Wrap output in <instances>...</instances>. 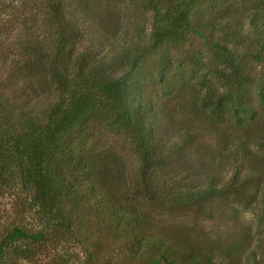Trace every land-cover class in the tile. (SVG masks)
I'll return each instance as SVG.
<instances>
[{"label": "trees", "instance_id": "obj_1", "mask_svg": "<svg viewBox=\"0 0 264 264\" xmlns=\"http://www.w3.org/2000/svg\"><path fill=\"white\" fill-rule=\"evenodd\" d=\"M109 1L119 0H45L40 24L24 25L17 37L14 66L53 98L36 111L0 82V187L19 188L40 226L4 231L0 264H223L158 231L153 211L201 208L216 199L233 214V203L248 210L260 191L264 198V145H232L214 175L191 171L192 179H176L172 168H191L202 147L193 144L197 133L190 128L174 131L165 102L174 89L196 83L193 109L213 129L227 120L242 131L263 118L264 0H139L150 14L147 39L138 36V25L135 39L120 46L108 41L97 57L81 42L91 31L89 20L103 26L96 9ZM193 35L218 65L215 87L211 75L162 55ZM107 130L135 149L138 164L129 180L121 157L101 143ZM238 157L246 168L223 179L224 161ZM67 245L78 251L76 261ZM241 248L235 246L233 256ZM261 252L251 251V264H264Z\"/></svg>", "mask_w": 264, "mask_h": 264}, {"label": "rangeland", "instance_id": "obj_2", "mask_svg": "<svg viewBox=\"0 0 264 264\" xmlns=\"http://www.w3.org/2000/svg\"><path fill=\"white\" fill-rule=\"evenodd\" d=\"M44 2L45 0H0V82L2 81L4 86L10 90L14 89L11 91L14 99L25 101V104H34L36 111L44 108L53 95L50 94L47 87L40 85L33 78L30 81L25 79L24 72L14 66L13 60H16L20 54V49L16 44L17 37L22 33L24 25L32 27L34 24H40L39 6ZM96 12L103 26L98 27L97 24L89 20V25H92L91 31L86 29L89 34L81 43L97 57L106 52L109 47L108 41L115 46H120L125 41L135 39L133 36L137 33L138 25L140 28L142 26L141 34L138 33L142 40H146L150 33V14L142 8L139 0L109 1L107 6L96 9ZM114 24L119 26L116 33L115 31L111 33L110 27ZM105 34L108 36L107 41H103L104 37L102 36ZM241 52L243 51L240 49L239 53ZM162 53L166 59L172 60L173 65H181L183 69H192L205 76L211 75L207 80L211 86L217 85L213 74L218 65L212 60L211 50L201 37L190 36L185 45L167 48ZM247 65L248 67L255 66L250 63ZM255 69V73L259 71L258 66ZM115 71H117L116 74H119L118 68ZM251 72L254 74L253 71ZM262 73L264 72L262 71ZM255 76L258 77V75ZM182 78L189 79L187 73H184ZM195 86L197 87V84L193 83L192 86H185L181 90L182 87H178L180 92L174 89L170 99H166L165 102L166 110L175 119L174 131L190 128L193 133H197L193 144L202 147L201 150H198L197 163L194 162L195 160L192 161L191 168L187 166L188 169L172 168V175H175L176 179H192L194 172L191 171L205 172L203 176L207 172L214 175L219 170L216 168L219 157L226 156L224 149L228 150L232 145H264V111L259 110V115L263 118L258 117V120L251 123L246 130L241 131L235 126L233 127L227 120L220 123L218 127L220 130L213 129L214 125L204 122L193 109V95L197 91ZM4 88L8 92L7 88ZM103 132L101 143L110 147L121 157L125 167L124 177L128 180L133 178L138 164L135 149L120 133L111 130ZM222 166L223 179H227L237 169L244 170L246 168L240 157H238V161H224ZM171 177L174 178V176ZM259 182L264 186V180ZM26 201L27 197L19 188L0 187V236L4 231L14 226L26 230L40 228L33 215L27 210ZM233 206L238 208V214H233L219 199L211 200L201 208L194 206L156 210L153 211L154 224L161 233L174 234L185 243H190L197 246L198 249L208 252V256L213 255V260L216 262L224 259L223 264H251L249 257L251 251L252 255L258 257L264 248V198L262 191L259 192L257 201L248 210L244 209L242 205L237 206V203H233ZM237 245L242 248L238 254H235L236 256H233V249ZM103 246L104 243H102ZM66 251L73 261L77 260L78 251L76 248L67 245ZM19 264L27 263L20 262Z\"/></svg>", "mask_w": 264, "mask_h": 264}]
</instances>
